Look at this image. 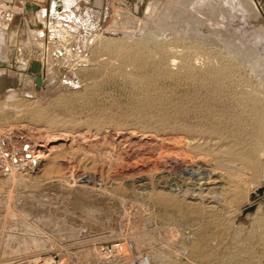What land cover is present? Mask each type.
I'll list each match as a JSON object with an SVG mask.
<instances>
[{
	"label": "rangeland",
	"instance_id": "1",
	"mask_svg": "<svg viewBox=\"0 0 264 264\" xmlns=\"http://www.w3.org/2000/svg\"><path fill=\"white\" fill-rule=\"evenodd\" d=\"M93 1L69 62L20 16L0 49V158L35 149L0 171V262L100 264L122 238L154 264H264L262 6Z\"/></svg>",
	"mask_w": 264,
	"mask_h": 264
},
{
	"label": "built area",
	"instance_id": "2",
	"mask_svg": "<svg viewBox=\"0 0 264 264\" xmlns=\"http://www.w3.org/2000/svg\"><path fill=\"white\" fill-rule=\"evenodd\" d=\"M54 2L55 0H0V49L5 47L8 34L15 23L16 17L20 16L22 21L29 22L27 21L24 6L26 4H35L40 7L39 11L36 12L38 26L32 28L36 37L43 46L55 45L54 57L56 60L59 57L65 58L64 51L62 52L58 49L57 45L61 43L59 42L61 34L68 30L70 33L74 32L76 26L74 14L79 9L76 6H73L74 8L68 7L67 10L57 8L56 12L53 11V13L50 8L54 7ZM97 248L100 264H154L148 252L136 251L131 242L126 239L119 238ZM49 263L54 264L51 261ZM0 264H14V262L5 261L0 262Z\"/></svg>",
	"mask_w": 264,
	"mask_h": 264
},
{
	"label": "bare ground",
	"instance_id": "3",
	"mask_svg": "<svg viewBox=\"0 0 264 264\" xmlns=\"http://www.w3.org/2000/svg\"><path fill=\"white\" fill-rule=\"evenodd\" d=\"M61 1V0H60ZM202 1V0H201ZM229 1V3L230 4H232V6L234 7V8H236V6H238V0H228ZM67 2V1H66ZM65 2V3H66ZM69 2V3H68ZM68 2L65 4V5H63V6H65L64 7V9L65 10H67V8L68 7H71V5L70 4H72V1H70V0H68ZM55 3H56V1H55ZM75 3V2H74ZM244 3H245V5L249 8V9H251V12H252V10L253 11H255L256 10V4H255V2H254V0H244ZM57 4H59V3H57ZM60 5V4H59ZM58 5V6H59ZM70 5V6H69ZM57 6V5H56ZM78 7V6H77ZM54 8V7H53ZM62 8V7H61ZM56 10V9H55ZM233 10V9H232ZM52 11H54V10H52ZM75 16V18H74V20L76 21L75 22V24H76V26L77 27H75L74 28V35H75V33L76 34H78V36H79V39H80V48L82 49V47H84L87 43H89V39L88 38H86V37H88L89 36V34H93L94 35V33H96V31H97V26H91V24L90 23H85L84 22V20H81V19H79V17L77 16V13H75L74 14ZM225 18V17H224ZM261 21V20H260ZM212 25V24H211ZM214 25V24H213ZM218 26V25H217ZM79 27H83V28H85L84 29V31L83 32H85L86 33V35H83L78 29H79ZM216 27V26H215ZM215 27H214V29H215ZM217 28V27H216ZM31 29V35L33 36V37H31V38H33L32 40L33 41H35V42H37L39 45L41 44L42 45V43H41V41L39 42V40H38V38L36 37V35H35V32H34V30L32 29V28H30ZM218 30V29H217ZM221 30V29H220ZM69 31V30H68ZM64 32L63 34H61V36H60V41L59 42H62V43H67L69 40H70V36H71V34H70V32ZM89 31H93L94 33H91V32H89ZM34 36L36 37V39H34ZM98 37V33H96L95 34V36H94V39H96ZM261 37V36H260ZM93 39V40H94ZM240 43H242V42H240ZM62 45V44H61ZM237 45V44H236ZM251 45V44H250ZM58 46V45H57ZM60 46V45H59ZM82 46V47H81ZM238 46V45H237ZM242 46V45H241ZM231 48V47H230ZM234 48V47H233ZM58 49H60L62 52L64 51V57L66 58V61H68L69 62V59L71 58H69V56H70V54H71V52H72V49L71 48H66V47H64V46H60V47H58ZM236 50H238V49H236ZM236 50H235V52H236ZM241 51V50H240ZM252 53V52H251ZM250 54V53H249ZM142 55V54H141ZM244 55V54H243ZM139 57V56H138ZM247 57H248V59L252 62V60L254 59V57L250 54V55H247ZM246 57V58H247ZM258 57V56H257ZM261 58V57H260ZM62 59V58H61ZM237 59V58H236ZM65 60V59H64ZM85 60V59H84ZM83 60V61H84ZM238 60V59H237ZM258 60V59H257ZM81 61V60H80ZM253 62H255V59H254V61ZM256 63V62H255ZM263 65V64H262ZM260 66H261V64H260ZM77 67V66H76ZM252 69V68H251ZM253 70V69H252ZM258 70H259V68H258ZM224 73V72H223ZM256 73V72H255ZM223 77V76H222ZM77 81H70V85H72V88H73V86H76L77 85ZM79 87V86H78ZM76 88V87H75ZM74 88V89H75ZM258 104V103H257ZM264 121V120H263ZM132 135V134H131ZM261 139H263V138H261ZM182 142V141H181ZM170 144V143H169ZM195 145V144H194ZM24 146L25 145H23L22 147H21V155L19 156V155H16V156H14L12 159H11V164H9L8 163V155L5 153V156H2L1 158H0V171L2 172H4L3 174H7V175H11V174H13V169L15 168V167H17V166H23V164H21L20 162H22V161H25V157H26V155H33L34 154V151H35V149H34V144L33 143H27V148L25 149L24 148ZM189 146H190V144H189ZM191 147V146H190ZM5 152V151H4ZM2 154H4V153H2ZM177 155H178V153H177ZM10 156V155H9ZM171 157V156H170ZM169 157V159L167 158L166 159V162L164 161V163H165V169H166V171H165V173H168L169 174V170L170 169H172L173 167H174V165H176L177 163H178V160H177V158L176 157H174V156H172V158H170ZM178 157V156H177ZM256 158V157H255ZM33 160H30L29 161V164H30V162H32ZM16 163H19V165H16ZM179 165V164H178ZM33 167V166H32ZM31 168V167H30ZM164 169V168H163ZM162 172H164V171H162ZM199 194H201V193H199ZM199 194H197V196L199 195ZM201 196H202V194H201ZM196 197V196H195Z\"/></svg>",
	"mask_w": 264,
	"mask_h": 264
},
{
	"label": "crops",
	"instance_id": "4",
	"mask_svg": "<svg viewBox=\"0 0 264 264\" xmlns=\"http://www.w3.org/2000/svg\"><path fill=\"white\" fill-rule=\"evenodd\" d=\"M56 1V3L54 2V8H50L51 10H54V12H56L55 11V9H59V8H61V9H63L65 6H63V5H65L67 2H68V0H55ZM67 1V2H66ZM71 1V0H70ZM73 2H72V4H70L71 5V7L70 8H74L73 6H76V8H82L84 5H91V6H93L94 5V3H95V1H93V0H89V1H87L86 2V0H72ZM259 3H260V5L262 6V9H263V11H264V0H257ZM66 2V3H65ZM75 2V3H74ZM98 2H99V0H98ZM57 3H59V4H57ZM69 3V2H68ZM87 3V4H86ZM63 4V5H62ZM57 5V6H56ZM59 5V6H58ZM69 5V6H70ZM56 6V7H55ZM78 6V7H77ZM95 6V5H94ZM50 9H49V11H50ZM96 9H98V7L96 8ZM98 11H99V9H98ZM53 12V11H52ZM53 12V13H54ZM97 11H95V10H91V16L92 15H94L95 13H96ZM77 16L79 17V19H81V20H84V22L85 23H89L88 22V17H87V15L85 16L86 17V19H84L85 17L82 15V16H80L79 14H77ZM90 17V16H89ZM97 20V19H96ZM97 25V22L94 20V22L93 23H91V26H96Z\"/></svg>",
	"mask_w": 264,
	"mask_h": 264
},
{
	"label": "water",
	"instance_id": "5",
	"mask_svg": "<svg viewBox=\"0 0 264 264\" xmlns=\"http://www.w3.org/2000/svg\"><path fill=\"white\" fill-rule=\"evenodd\" d=\"M25 14L28 18L31 28H35L38 26V21L36 20V12L39 11L40 7L35 4H26L25 6ZM36 83L39 87L43 85V78L36 77Z\"/></svg>",
	"mask_w": 264,
	"mask_h": 264
}]
</instances>
